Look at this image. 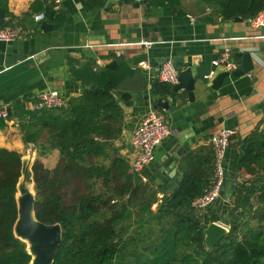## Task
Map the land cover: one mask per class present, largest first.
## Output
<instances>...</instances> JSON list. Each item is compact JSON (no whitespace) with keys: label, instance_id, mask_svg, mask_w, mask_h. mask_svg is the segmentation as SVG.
<instances>
[{"label":"trees","instance_id":"obj_1","mask_svg":"<svg viewBox=\"0 0 264 264\" xmlns=\"http://www.w3.org/2000/svg\"><path fill=\"white\" fill-rule=\"evenodd\" d=\"M39 1L33 3V9ZM200 1L217 6L222 20L251 19L264 8V0ZM89 2L94 7L104 5L105 0ZM145 2L148 6L169 4L174 12L184 13L181 0ZM0 7L5 10V17H0L1 27L21 26L31 15L16 16L9 10L8 0H0ZM66 20V13L59 12L56 27H62ZM68 65L73 79L86 86L84 93L53 108H29L19 101L11 106L8 119L0 116V130L16 117L24 144H32L39 152L33 165L35 215L45 223H60L63 230L53 264H116L128 243L123 226L132 218L130 207L137 204L140 212L154 213L158 224L168 227L149 245L150 253H139L141 264H264V127L236 137V175L250 176L239 182L227 206L228 233L209 251L204 229L221 217L214 205L196 209L192 203L214 181L213 148L188 152L180 161V174L167 182L155 187L143 181L115 142L123 133L125 116L119 93L122 99H131L137 87H147L146 78L126 63L108 68L92 59L83 62L70 56ZM152 91L167 97L173 85L156 79ZM53 149L60 151L61 159L50 169L40 157ZM21 169L22 154L0 146V264H29L32 258L26 243L14 234ZM118 179L123 183L113 186ZM75 181L101 183L98 191L79 194L67 205L64 190ZM117 196L127 197L120 206L124 209L119 212L116 208L110 218H98L102 208L116 201ZM155 203L157 210L153 212Z\"/></svg>","mask_w":264,"mask_h":264},{"label":"crops","instance_id":"obj_2","mask_svg":"<svg viewBox=\"0 0 264 264\" xmlns=\"http://www.w3.org/2000/svg\"><path fill=\"white\" fill-rule=\"evenodd\" d=\"M35 1L8 0V8L16 16L31 15L25 24L17 26L18 38L0 40V110L4 107L8 110L19 101L32 108L34 100L47 90H57L65 99L84 93L86 86L70 73V56L83 62L92 59L102 66L122 60L120 64L141 71L147 87L141 90L137 87L127 101L119 93L125 115L123 133L115 142L120 154L131 165L137 154L132 136L151 109L164 112L172 129L170 137L157 147L167 158L160 161V166L153 162L142 170L146 182L157 186L178 176L182 158L190 151L212 147L211 135L222 128L236 131L223 162L226 179L235 175L240 182L250 176L236 175L235 142L236 137L264 127V27L253 26L250 19L222 20L217 6L200 0H181L183 14L174 12L169 4L148 6L145 1L136 6L138 2L131 0H105L104 5L92 7L89 0H40L33 9ZM47 9L55 11L49 19L54 29L48 32L31 29L29 19ZM59 12L66 13L67 20L58 28L55 17ZM43 19L36 18L39 24ZM144 41L152 44L145 45ZM235 48L250 52L253 70L238 77L227 76L219 89L197 81L193 100L185 89L167 97L153 93L152 83L158 79V71L166 59L177 57L184 61V68L193 62L200 65L210 61L214 72L206 77L213 79L218 72L234 71L224 63H213L227 50L230 59L238 64L237 69L242 67V57L235 55ZM144 53L154 58L156 67L149 61L134 63L133 58ZM159 98L167 101L169 108L155 107ZM177 144L183 147L180 157L169 153ZM0 146L19 152L27 147L16 117L0 130ZM42 159L52 169L61 159L60 151L53 149ZM216 209L227 215V206Z\"/></svg>","mask_w":264,"mask_h":264},{"label":"water","instance_id":"obj_3","mask_svg":"<svg viewBox=\"0 0 264 264\" xmlns=\"http://www.w3.org/2000/svg\"><path fill=\"white\" fill-rule=\"evenodd\" d=\"M140 3H136L139 6ZM55 11L47 9L44 12V19L38 23L36 17L29 19V27L31 29H42L48 32L54 29V25L49 22L52 19ZM0 17H5L4 8L0 7ZM236 20H242V18L237 17ZM235 55L242 57V67L234 71H221L214 75L213 79L206 76H212L214 70L212 69V63L206 61L203 64L191 63L184 68V61H180L179 58H173L175 66L179 71V80L173 87V92L177 93L180 89H185L188 92L190 100L194 99V90L196 87V82L201 81L204 84L211 83L213 89H219L226 79L227 76H242L251 70H253L252 56L250 52H242L239 49H234ZM134 63L140 61H149L155 67L157 64L154 63V58H149L148 54L144 53L133 58ZM122 60H113L106 64V67L113 68L117 64L122 63ZM155 107L169 108V103L163 101L159 98ZM8 112L11 115L12 110L8 107ZM16 120H18L16 118ZM183 151V147L179 144L175 145L169 150V153L175 157H180ZM29 157V158H27ZM23 159L22 157V169L21 176L19 177L17 184V207L18 216L14 224V234L17 238L26 243L27 250L31 254L32 258L29 264H53L56 255L58 253L63 230L60 223H45L36 218L35 215V204H36V190L35 194L31 193L32 183L35 186L34 171L32 167L33 159L35 157L32 150L28 151V156ZM163 152H160L157 148L155 149V159L157 166H160V161L166 159ZM31 164L32 172H24L23 166L24 161ZM175 164V162H174ZM34 165V164H33ZM239 181L235 175L226 179L221 186V196L214 203V207L221 209L223 206H230L231 199L234 192L237 190ZM218 215L221 217L218 221H213L207 225L204 229L205 245L209 251H212L216 244L221 241V239L228 233L229 228L227 227V215L222 214L218 211ZM28 242L32 244L31 250L28 248ZM33 254L35 255L33 257Z\"/></svg>","mask_w":264,"mask_h":264},{"label":"built area","instance_id":"obj_4","mask_svg":"<svg viewBox=\"0 0 264 264\" xmlns=\"http://www.w3.org/2000/svg\"><path fill=\"white\" fill-rule=\"evenodd\" d=\"M133 2L142 3L146 0H131ZM41 20L44 18V14L41 13L36 16ZM250 22L255 27H264V8L253 18ZM20 36V29L17 26H0V40L11 41ZM143 44L151 45L152 42L144 41ZM215 65L224 63L229 70H235L238 68V64L230 59L229 51H225L218 59L213 62ZM140 64H143L142 62ZM157 78L161 81L171 84L178 83L179 71L175 66L173 59H166L163 61ZM66 99L62 93L57 90H47L39 94L37 102L34 103L32 108H53L59 107L65 104ZM0 116L4 119H8L9 112L7 108L0 110ZM172 134V129L167 122L166 115L162 111L150 110L143 117L139 126L135 130L132 136V142L137 148V154L131 163L132 169L139 173L143 181L146 182L143 177L142 170L146 165L153 163L155 159V149L163 141L168 139ZM236 135V131L231 128H222L219 131L213 133L210 137V143L214 150V162H215V178L212 185L207 188L201 196L194 199L192 205L196 209H206L210 205H214L217 199L221 196V186L226 181L224 160L228 147L230 146L232 138ZM156 187V186H155Z\"/></svg>","mask_w":264,"mask_h":264},{"label":"rangeland","instance_id":"obj_5","mask_svg":"<svg viewBox=\"0 0 264 264\" xmlns=\"http://www.w3.org/2000/svg\"><path fill=\"white\" fill-rule=\"evenodd\" d=\"M43 140V139H42ZM32 150L35 157L33 159V164L38 157V150L32 144L24 147L20 150L23 159L28 156V151ZM43 156L40 157L42 161ZM108 163V161H106ZM100 181L95 183L87 181H75L69 185L64 190V198L67 205H69L74 198L79 196V194L88 193L92 190L98 191L100 188ZM123 183V180L118 179L114 182L113 186H119ZM109 194V193H108ZM110 195V194H109ZM107 195V197L109 196ZM116 201H112L111 204H108L107 207L102 208L101 214L98 215V218H110L113 215L116 208H119V212L123 209L120 208L121 203L125 201L127 197L117 196ZM111 205H115L114 208H110ZM138 205V204H137ZM131 206L132 218L125 222L123 230L125 232L124 238L127 239V247L123 249V254L116 260V264H141L142 257L139 253L145 252L150 253V247L152 243L156 242L160 237V231L162 229H167V225L158 224V220L154 213L140 212L138 206ZM153 212L157 210V204L155 203L152 206ZM169 218V217H168ZM145 220L142 222V220ZM170 219H168L169 221ZM228 227V223H227ZM132 238H134L132 240ZM123 246H125L123 244ZM139 254V255H138Z\"/></svg>","mask_w":264,"mask_h":264},{"label":"bare ground","instance_id":"obj_6","mask_svg":"<svg viewBox=\"0 0 264 264\" xmlns=\"http://www.w3.org/2000/svg\"><path fill=\"white\" fill-rule=\"evenodd\" d=\"M29 158V157H27ZM28 160H25L24 161V166H23V170L24 172H27V173H31L32 172V168H31V164L27 162ZM31 193L34 195L35 194V189H34V183H32V187H31ZM28 248L31 250L32 248V244L30 242H28ZM35 255L33 254V257Z\"/></svg>","mask_w":264,"mask_h":264}]
</instances>
